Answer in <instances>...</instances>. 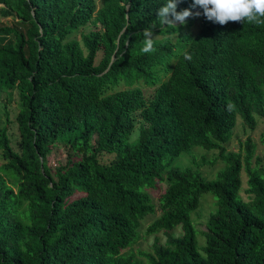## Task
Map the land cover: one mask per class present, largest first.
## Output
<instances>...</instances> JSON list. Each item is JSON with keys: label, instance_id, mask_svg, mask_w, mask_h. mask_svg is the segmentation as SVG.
Here are the masks:
<instances>
[{"label": "trees", "instance_id": "trees-1", "mask_svg": "<svg viewBox=\"0 0 264 264\" xmlns=\"http://www.w3.org/2000/svg\"><path fill=\"white\" fill-rule=\"evenodd\" d=\"M165 2L0 0V93L17 96L16 149L7 112L0 121V264H264V147L255 155L246 136L227 149L235 124L257 118L264 145V24L213 22L191 37L152 23ZM56 145L65 159L49 165ZM195 146L216 152L170 166ZM156 181L144 233L165 238L139 258L125 251ZM203 192L214 200L200 252L189 213Z\"/></svg>", "mask_w": 264, "mask_h": 264}, {"label": "rangeland", "instance_id": "rangeland-1", "mask_svg": "<svg viewBox=\"0 0 264 264\" xmlns=\"http://www.w3.org/2000/svg\"><path fill=\"white\" fill-rule=\"evenodd\" d=\"M9 16H2L0 14V22H9ZM198 21H194L192 26L196 29L198 27ZM173 38V37H172ZM16 92L11 91L9 94H5L4 92L0 93V121L4 120V112H7V115L10 119V122L8 123V133L10 135L11 139V145L13 148L16 149V139H17V130H16V123L14 120V116L16 114ZM263 130V126L260 122V119L257 118V123L254 129L250 130L248 128H242V125L240 122H237L235 124V127L232 131L231 138L228 142L227 149L231 150H237L240 143L244 140L246 136L249 137V139L255 144V155H260L263 152V147L264 145L260 143V132ZM215 150H204L200 147L195 146L194 148L192 147L190 153L188 151L180 153L178 156H176L173 161L171 162L170 166L171 167H184L186 165L192 166L194 162H201L203 159L204 161H207L208 159H211L212 156L215 154ZM200 155L203 156V158H200ZM194 157L192 160L191 157ZM65 159L64 152L62 151V148L60 145L53 146L51 148L50 153L48 154V159L47 162L49 165H53L56 161L57 162H63ZM2 159L0 158V164L2 163ZM221 165L219 164L218 161H215L213 164L208 165V164H202L199 166V169L202 173L207 178H211L216 171L218 167ZM242 176V183H241V188H240V195L245 196L244 194V174H241ZM164 188V183L163 182H155V185L151 188H147V191L150 195V198L154 204V212L152 214L146 215V217L141 221V224L138 228V238L135 242H133L129 248L126 249L125 252H132L134 253L137 257L138 251H150L151 243L153 242L154 238L158 240V242H163L164 241V234L159 231L154 234H145L144 229L145 227L158 215V204H157V196L162 192ZM79 193H74L72 197H76ZM214 198L208 193V192H203L200 194L199 197V205L198 207L191 211L189 213V216L192 220L194 230H195V240L197 244V249L198 251L201 252V246L203 244V236L201 235V231L204 229V221L209 213V211L212 209V202ZM173 234H179L180 229L179 226H175L171 231ZM140 258V257H139Z\"/></svg>", "mask_w": 264, "mask_h": 264}, {"label": "clouds", "instance_id": "clouds-1", "mask_svg": "<svg viewBox=\"0 0 264 264\" xmlns=\"http://www.w3.org/2000/svg\"><path fill=\"white\" fill-rule=\"evenodd\" d=\"M182 7H177L178 0H166L156 10V20L152 23L158 27H175L181 34L194 37L205 24L211 26L214 23L226 25L229 22H247L249 24H264V0H185ZM198 21L195 29L192 24ZM175 34V33H174ZM143 48L141 52L152 53L155 51V40L152 29L144 28ZM185 59L191 60V55L185 54ZM147 96L149 88L140 84ZM151 93V92H150ZM231 107V105H229Z\"/></svg>", "mask_w": 264, "mask_h": 264}]
</instances>
